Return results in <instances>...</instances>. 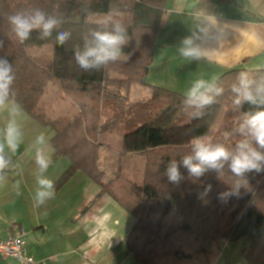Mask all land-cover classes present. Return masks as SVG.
Instances as JSON below:
<instances>
[{
	"label": "trees",
	"instance_id": "obj_1",
	"mask_svg": "<svg viewBox=\"0 0 264 264\" xmlns=\"http://www.w3.org/2000/svg\"><path fill=\"white\" fill-rule=\"evenodd\" d=\"M167 0H0V57L13 66L14 91L23 110L53 133L52 144L58 155L71 161L68 175L82 170L135 217L127 246L137 264H212V249L221 240L237 242L247 238L243 250L248 264H264V174H249L247 187L239 198L226 203L218 199L228 191L236 177L225 166L222 174L209 171L199 179L190 178L181 167L184 179L179 185L168 182L164 174L171 160L179 161L190 151L194 137L205 136L213 142L232 145L238 136L224 140L232 131L244 105L235 110L231 85L241 69L227 72L219 79L224 94L205 109V117L194 120L184 110V95L151 86V96L131 101L134 83L146 85L153 62L154 46ZM39 8L61 23L49 39L41 40L33 30L30 39L20 44L8 22V16ZM122 20L128 27L129 44L123 47L128 60L110 63L100 71L81 69L74 58V46H82L83 35L106 16ZM68 30L71 39L55 43L58 31ZM51 45L53 56L45 63L34 60L27 49ZM116 72L124 79L114 80ZM261 71L252 73L254 76ZM58 86L59 96L72 100L80 109L75 117L50 116L52 101L46 100L48 86ZM117 134L122 138L123 155L145 158L141 180L129 179L122 171L105 179L98 166L99 137ZM211 185L203 198L200 194ZM171 213L181 217L175 226Z\"/></svg>",
	"mask_w": 264,
	"mask_h": 264
},
{
	"label": "crops",
	"instance_id": "obj_2",
	"mask_svg": "<svg viewBox=\"0 0 264 264\" xmlns=\"http://www.w3.org/2000/svg\"><path fill=\"white\" fill-rule=\"evenodd\" d=\"M198 27L207 29L203 39L210 49L208 59L185 60L177 48L181 39ZM235 69L251 74L264 71V0H167L146 88L160 87L184 95L190 82L201 74L205 79L220 78ZM58 97V108H53L52 101L51 109H57V117L77 112L73 103ZM23 112L24 142L11 156L7 183L0 186V238L21 235L28 254L39 264H137L127 246L135 217L108 194L99 195L100 187L84 171L68 175L71 161L56 153L53 133ZM6 122L7 112L0 111V131ZM41 132L54 148L53 164L46 175L54 181L55 196L35 206L39 171L34 159L35 137ZM98 142V166L106 180L110 169L124 171L143 158L123 155L118 135L103 134ZM17 180L21 181L19 194L13 188ZM221 258L216 256L214 263ZM0 264L18 262L0 257Z\"/></svg>",
	"mask_w": 264,
	"mask_h": 264
},
{
	"label": "clouds",
	"instance_id": "obj_3",
	"mask_svg": "<svg viewBox=\"0 0 264 264\" xmlns=\"http://www.w3.org/2000/svg\"><path fill=\"white\" fill-rule=\"evenodd\" d=\"M8 22L17 41L24 44L30 39L33 30L40 31V39L53 36V31L60 26V21L47 15L39 8L18 11L8 16ZM207 29L198 27L196 31L181 39L177 51L181 57L189 61L207 60L210 49L205 46L203 36ZM72 37L68 30L58 31L55 43L64 46ZM128 27L111 15L96 21V26L90 28L82 37V46H74V58L78 66L85 70L100 71L110 63L122 58L127 59L123 47L128 43ZM4 41L0 39V48ZM15 73L12 64L0 57V111L7 112V122L0 131V186L7 183V170L12 167L11 156L18 152L24 142V131L21 118L23 108L16 99L14 91ZM219 77L213 75L205 79L203 74L190 82L182 101L184 110L194 120L205 117V109L217 103L224 94V87L219 83ZM234 94L232 104L239 111L246 104L250 110L242 112L238 125L232 131L224 132V140L236 135L232 145L224 142H213L205 136L194 137L190 151L179 161L171 160L164 174L169 183L179 185L184 179L181 173L183 167L190 178L199 179L209 171L222 174L225 166L236 180L228 191L221 192L218 199L227 202L231 197L239 198L241 189L247 187L246 177L249 174H264V72L254 76L249 71H240L236 83L231 85ZM35 164L38 174L35 177V206L44 205L55 196L54 181L46 173L53 164L54 148L49 144L45 134L35 137ZM20 180L15 181L13 188L19 194ZM208 185L200 194L203 198L211 191Z\"/></svg>",
	"mask_w": 264,
	"mask_h": 264
},
{
	"label": "rangeland",
	"instance_id": "obj_4",
	"mask_svg": "<svg viewBox=\"0 0 264 264\" xmlns=\"http://www.w3.org/2000/svg\"><path fill=\"white\" fill-rule=\"evenodd\" d=\"M129 44V41L126 45ZM27 54L29 56H31L34 60H36L37 62L40 63H45L46 61L50 60L53 56V47L51 45L48 46H41V47H32V48H28L27 49ZM123 60H128L129 58L127 57V59L122 58ZM111 77L116 80V79H124V76L120 73H116L113 72L111 73ZM133 86V90H132V94L131 89L129 91V97L131 99V101H136V100H141V99H146L149 98L151 96V89L149 90V88H146V86H144V84L141 83H134L132 84ZM59 87L58 86H53V85H49L47 92L45 94V99L48 101H53V108L58 106L56 105V103L59 100ZM65 98V96H64ZM67 99V98H65ZM69 100V99H67ZM71 103H73L76 108H77V112L72 113L70 115H66V117H75L80 113V109L79 107L72 101L69 100ZM56 105V106H55ZM71 112V111H69ZM58 113L57 109H54L53 111L50 112V116L54 119L58 118ZM113 135H117V134H113ZM120 136V135H118ZM121 137V136H120ZM138 161V163H137ZM136 162H134L133 166L131 165V167H125L124 171L118 170L116 171V169L112 168L110 169V178L113 177L115 175V173L117 172H124L126 174V176L131 179V180H141L142 177V172H143V167H144V163H145V158H141L140 160H137ZM168 219H170L173 224L175 226L180 225V223L182 222L181 217H179L176 213H171L168 217ZM249 245V240L247 238L242 239L240 241L237 242H225L224 240H221L216 246H214V248L212 249V253L210 255V259L212 264H248L245 256L243 254V250L246 246ZM221 255L222 258L220 259V261H218L217 263H214V258L216 256Z\"/></svg>",
	"mask_w": 264,
	"mask_h": 264
},
{
	"label": "built area",
	"instance_id": "obj_5",
	"mask_svg": "<svg viewBox=\"0 0 264 264\" xmlns=\"http://www.w3.org/2000/svg\"><path fill=\"white\" fill-rule=\"evenodd\" d=\"M0 257L13 259L18 264H39L27 252L26 242L21 235L0 238Z\"/></svg>",
	"mask_w": 264,
	"mask_h": 264
}]
</instances>
